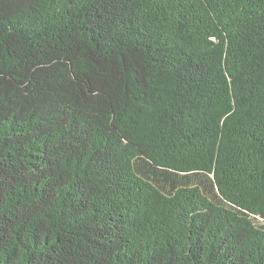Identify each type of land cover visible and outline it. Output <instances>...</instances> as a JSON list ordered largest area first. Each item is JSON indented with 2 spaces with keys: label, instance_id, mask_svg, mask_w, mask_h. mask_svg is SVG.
I'll list each match as a JSON object with an SVG mask.
<instances>
[{
  "label": "trees",
  "instance_id": "16d2710c",
  "mask_svg": "<svg viewBox=\"0 0 264 264\" xmlns=\"http://www.w3.org/2000/svg\"><path fill=\"white\" fill-rule=\"evenodd\" d=\"M0 264H264V0H0Z\"/></svg>",
  "mask_w": 264,
  "mask_h": 264
},
{
  "label": "rangeland",
  "instance_id": "374dc122",
  "mask_svg": "<svg viewBox=\"0 0 264 264\" xmlns=\"http://www.w3.org/2000/svg\"><path fill=\"white\" fill-rule=\"evenodd\" d=\"M209 177H210V176H209ZM200 179H201V178H200ZM202 179L204 180V183H206V184L208 183V182H207L208 179H207L206 177H202ZM201 183L203 184V182H201ZM203 185H204V184H203ZM212 187H213V186H212ZM206 190H207V189H206Z\"/></svg>",
  "mask_w": 264,
  "mask_h": 264
}]
</instances>
